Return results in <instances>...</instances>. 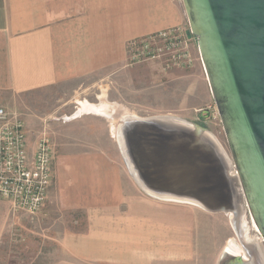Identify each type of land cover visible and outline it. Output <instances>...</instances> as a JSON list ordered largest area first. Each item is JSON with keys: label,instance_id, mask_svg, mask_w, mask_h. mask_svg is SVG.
Returning a JSON list of instances; mask_svg holds the SVG:
<instances>
[{"label": "rangeland", "instance_id": "rangeland-1", "mask_svg": "<svg viewBox=\"0 0 264 264\" xmlns=\"http://www.w3.org/2000/svg\"><path fill=\"white\" fill-rule=\"evenodd\" d=\"M197 54L198 67L194 65L186 71L164 74L156 63L125 65L12 99V105L6 109L21 114L25 121L30 152L34 151V138L45 132L53 143L54 161L52 183L43 210L36 215L12 211L14 226L3 239V248L11 254V263L6 264H51L69 258L60 245V238L68 232L77 235L86 232L87 212L93 204L67 208L58 193L65 195L64 185L65 193L76 194L82 181L92 179L94 164L101 163L120 169L126 180L122 182L125 194H130L128 187L134 185L149 202L176 206L175 211H158L160 229L165 231L170 226L164 222L175 216V237L145 235L149 243L175 244L174 254L154 252L160 255L156 264H218L231 241L244 251L228 214L157 200L143 192L132 178L117 142V129L125 113L140 118L173 116L208 130L232 159L198 49ZM112 204L108 203L110 207ZM121 207L125 212L127 203ZM185 218H191L192 228L180 225ZM243 218L248 225L247 238L255 243L260 237L249 213ZM259 247L264 255V243ZM150 253L151 250L145 252L148 257L153 256Z\"/></svg>", "mask_w": 264, "mask_h": 264}, {"label": "crops", "instance_id": "crops-1", "mask_svg": "<svg viewBox=\"0 0 264 264\" xmlns=\"http://www.w3.org/2000/svg\"><path fill=\"white\" fill-rule=\"evenodd\" d=\"M187 21L182 0H0V107L11 106L16 96L127 66L129 42L173 28L185 29L198 67L197 40ZM94 166L92 179L82 181L76 194L65 193L64 185L65 195L58 193L67 208L93 205L86 232L60 238L69 258L51 264H156L160 255L154 252L174 254V243L159 246L145 235L175 237V216L164 222L171 227L165 231L158 211L176 206L149 202L130 184L125 194L116 165ZM183 224L192 228L193 221ZM13 226L11 204L0 200V264L11 263L3 239Z\"/></svg>", "mask_w": 264, "mask_h": 264}, {"label": "water", "instance_id": "water-1", "mask_svg": "<svg viewBox=\"0 0 264 264\" xmlns=\"http://www.w3.org/2000/svg\"><path fill=\"white\" fill-rule=\"evenodd\" d=\"M182 3L232 159L208 130L173 116L123 118L117 142L147 195L162 201L160 196L187 198L207 212L230 216L246 257L226 248L218 264H262L264 0ZM246 213L261 239L255 243L242 234Z\"/></svg>", "mask_w": 264, "mask_h": 264}, {"label": "built area", "instance_id": "built-area-1", "mask_svg": "<svg viewBox=\"0 0 264 264\" xmlns=\"http://www.w3.org/2000/svg\"><path fill=\"white\" fill-rule=\"evenodd\" d=\"M196 59L184 28H173L134 39L128 44L127 67L156 63L160 71L189 70ZM21 114L0 107V200L10 202L13 212L40 213L52 182L53 143L41 133L33 153Z\"/></svg>", "mask_w": 264, "mask_h": 264}, {"label": "bare ground", "instance_id": "bare-ground-1", "mask_svg": "<svg viewBox=\"0 0 264 264\" xmlns=\"http://www.w3.org/2000/svg\"><path fill=\"white\" fill-rule=\"evenodd\" d=\"M85 108H86V106H85ZM84 108V109H85ZM126 110V109H125ZM124 113V112H123ZM128 117H134V118H139V117H137V116H132V115H129V114H124V116L122 115V119L123 118H128ZM155 117V116H154ZM146 118V117H145ZM149 118V117H148ZM117 134H118V132H117ZM118 137H120V136H118ZM120 140H121V138H120ZM121 144V147H123V143L121 142L120 143ZM123 150H124V148H123ZM162 199H164V200H170V201H174V202H177V203H190V204H194V205H196V206H198V207H200L201 208V206L197 203V202H195V201H192V200H189V199H187V198H178V197H176V198H174V197H170V196H160ZM246 215V214H245ZM241 228H242V234H243V237L245 238V240L247 241V240H249V238H247V235H246V233H247V230H248V227H247V224L245 223V221H243V223H242V225H241ZM231 241V240H230ZM227 248L230 250V252L232 253V254H234V255H237V256H244L243 254H244V252H242V250L239 248V246L234 242V241H231L230 243H229V245L227 246ZM243 249V248H242ZM244 257H246V256H244ZM263 258V262H262V264H264V257H262Z\"/></svg>", "mask_w": 264, "mask_h": 264}]
</instances>
